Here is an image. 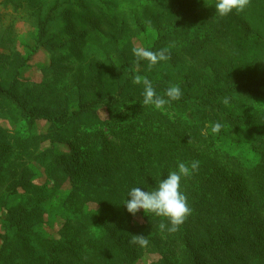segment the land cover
<instances>
[{
  "label": "rangeland",
  "instance_id": "rangeland-1",
  "mask_svg": "<svg viewBox=\"0 0 264 264\" xmlns=\"http://www.w3.org/2000/svg\"><path fill=\"white\" fill-rule=\"evenodd\" d=\"M37 1L39 12L34 9L30 13L24 0H15V4L0 0V85L8 89L16 80L26 87L28 95L31 91L42 93L43 100H48L45 92L50 91L56 100L53 106L66 109L76 108L79 100L89 96H104L102 93L107 100L120 92L130 95L110 109H100L98 117L59 123L64 126L62 132L61 126L54 129L50 120L24 116L17 105L0 95V249L4 236L12 235L10 224L24 206L28 220L29 211H36L35 204L40 203L41 215L36 211L30 217V222L34 219L33 230L26 236L30 248L17 252L21 264H108L100 258L107 252L102 231L109 225L122 231L129 245L136 247L127 264H183L182 238L202 232V226L188 220L200 212L194 206H202V197L192 200L187 196L188 178L202 181L203 174L207 177L209 171L216 170L226 191L242 196L264 194V150L249 138L237 140L232 135L219 138L212 148L202 145L198 139L202 127L192 128L194 139L188 136L187 127L194 123L188 111L179 117L166 106L159 109L170 117V129L160 118L149 122L148 116L156 108L143 104V78L154 88L179 84L183 91L190 75L205 70L203 63L198 67L190 61L189 50L178 48L174 52L169 39L160 41L156 29L185 30L191 39L219 30L212 49L222 59H234L229 63L226 59L216 61L215 72L209 74V82L214 78L219 85L212 87L219 95L244 76L256 74L264 80V0H248L242 11L233 10L224 16L215 12V0ZM44 28L48 33L40 37ZM137 47L154 52L167 49L168 59L151 65L134 55ZM136 76L141 77V83L134 82ZM243 111L264 124V92ZM113 127H132L128 129L133 133L128 149L110 132ZM97 129L102 131L100 137H89L88 132ZM165 132L169 134L163 136ZM203 132L207 134L206 129ZM152 143L157 146L152 148ZM135 149L140 154L134 153ZM57 154L62 155L67 169H62ZM219 154L226 155L221 164ZM194 160L199 162L198 168L181 180L191 212L175 232L167 231L170 223L166 217L143 209L135 214L126 210L122 204L125 197H119L124 190L116 189L128 191L139 186L151 190L169 172L178 170L180 162L190 164ZM235 160L255 170L256 189L251 184L245 186L237 172L231 171L232 165L228 167L227 161ZM32 188L42 193L30 204ZM246 207L242 223L252 240L245 241L240 249L250 248V252L256 246V252H261L264 202L257 205L252 200ZM196 222L202 224V217ZM161 223L166 225L164 231L160 230ZM24 235L19 234L21 238ZM133 235L147 236L148 246L132 244Z\"/></svg>",
  "mask_w": 264,
  "mask_h": 264
},
{
  "label": "trees",
  "instance_id": "trees-1",
  "mask_svg": "<svg viewBox=\"0 0 264 264\" xmlns=\"http://www.w3.org/2000/svg\"><path fill=\"white\" fill-rule=\"evenodd\" d=\"M24 1L28 2L27 7H29L30 13L34 12V9L36 12H39L37 0ZM8 2L15 4V0H8ZM156 30L160 34V41H163L165 38L170 40L174 52L178 48L189 50L188 52L191 56L189 57L190 61L192 63L193 61L197 63L198 67L201 66L202 63L205 66V70L202 69V71H204L202 74L196 76L190 75V83L187 85V89L182 91L183 95L179 101H172L170 104L165 105L170 112L173 111V114L179 117L181 112L188 111L190 113L189 118L194 121V123L187 127L188 136L194 139L195 134L192 128L194 129L196 126H199L202 127V134L198 133V139L202 142V145L207 147L212 148L216 145V140H219V138L232 135L237 140L249 138L253 144L255 143L264 150V124H259L254 114L243 111L245 105L254 103L258 97L263 95L264 80L257 77L256 74L244 76L232 83L230 89L225 88L217 95L219 90L212 89V87L218 85L217 82L214 78L209 82V74L215 72V62H222L225 59L227 60L226 63L230 61L234 62V59H222L220 53L217 51L215 53L212 49V45L217 42V33H219V30L214 29L215 32H217L216 34L213 32H206L202 34V36L194 37L193 39L189 38L188 32L185 30L180 31L176 29L173 32H166L162 27H158ZM47 33L46 28L42 29L40 31V37L46 36ZM229 83L230 82L227 84ZM25 88L26 87L21 84L18 85L16 80H14L8 89L0 85V95L10 99L17 105V108L24 116L50 120L53 123L52 127L54 129H57V126H61V132L64 130V126L59 123L63 121L70 122L77 117L83 116L98 117L97 114L100 109H110L119 104L121 98L125 99L130 95L120 94V92L113 95L111 94L107 100L104 97L106 94L102 93L104 96H89L86 100H79L76 108L66 109L57 104L53 106L56 100L50 91L45 92L48 100H43L42 93L37 94V91H31L28 95L24 90ZM167 88L168 87L164 85H157L155 87L156 92L160 95H164ZM229 90H231V92H229ZM232 92H237L239 95L233 96ZM34 95H36L35 99L31 100V97ZM140 96L144 98L143 94H140ZM45 105L49 106L47 107ZM148 118L150 123L154 121V119L160 118L162 119L161 123L164 124L167 129L171 128L172 121L170 117L162 114L159 109L151 112ZM146 121L148 122V119ZM216 122H219L222 128L218 133H213L211 128ZM116 127H113L114 129H111L110 132L115 133L116 139L118 141L122 140V144L128 149L129 146L127 143L132 140L133 134H129L130 132L128 129L132 127L115 130ZM203 129H206L207 134H204ZM101 132L100 129H97L88 132V134L89 137H93L96 140L102 134ZM166 132L165 134L163 133V136L169 134ZM150 136L158 139L153 134ZM156 146L155 143H152L151 147L154 148ZM217 151L219 150L217 149ZM134 153L140 154L137 152V149H135ZM57 155L62 159V163H60L62 169H67L62 155ZM219 155L218 162L221 164L222 160L226 159V155ZM207 159L209 163H214L212 158ZM227 165L228 167L232 165V167H230L231 171L237 172L236 174L240 176L245 186L251 184L253 186L252 188L256 189L257 182H255L254 179L256 178L253 176L255 170L252 169V167L244 165L237 160L227 161ZM202 168L205 170L204 166H202ZM259 168L263 170L262 166H259ZM213 171L214 174L209 171L207 177L203 174L202 181L196 180L193 176L189 177L187 180L189 181L187 184V196L192 200L197 197H202V206L199 208L198 206H194V208L197 207V209H200V212L188 216V220L190 224L202 226V232L201 235H193L192 233V235L189 236V234H186L188 239L186 237L182 238L185 242V248L182 253L183 264H264V254H262L260 258L254 257L256 254L263 253L264 249H262L261 252H256V246H254L250 252H248L250 248L246 250L240 249V245L245 241L252 240L251 235L244 230L242 223L246 213L244 212L245 208L249 206V202L251 204L252 200L255 201L257 205H259L260 202H264V194L257 195V192H255L253 194H248L249 196H242L241 194L234 195L221 186L218 177H216V170ZM116 190H118L117 192L124 190L119 193L120 198L126 196V188ZM29 192H34L33 197L29 198L31 204L33 198L41 194L42 190L39 188H32ZM43 200L45 202L46 199ZM39 204H35L37 213L40 212ZM24 207L25 208L19 213V216L10 224V233H12V235L7 237L4 236L5 243L0 249V264L23 263L21 260H17V252L30 248L26 236L28 232L33 230L34 219L33 222H30V217L33 214L35 216L36 211H34V208H32L31 211L28 210V220H26L28 208L26 206ZM201 217L202 224H198L196 221ZM205 224L208 225V228ZM225 225H230V228H226ZM21 232L25 234L22 238L19 236ZM102 234L106 240L107 252L100 258V262H106L108 264H127V259L130 256H134L136 253V247L129 245V240H127L123 232L112 225L105 228ZM62 263L64 264L63 261ZM49 264L53 263L50 262Z\"/></svg>",
  "mask_w": 264,
  "mask_h": 264
},
{
  "label": "clouds",
  "instance_id": "clouds-1",
  "mask_svg": "<svg viewBox=\"0 0 264 264\" xmlns=\"http://www.w3.org/2000/svg\"><path fill=\"white\" fill-rule=\"evenodd\" d=\"M248 4V0H215V12L220 16L227 15L233 10L242 11ZM134 55L138 59H147L151 65L159 61L167 60V49L152 51L147 48H134ZM135 83H141V77H135ZM143 104L153 105L156 109H163L166 104L172 101H179L183 95L179 84L168 87L164 95L156 92L152 82L146 77L143 78ZM222 128L219 122L213 124L211 131L218 133ZM199 166L198 161H191L190 164L180 162L177 165L178 170L169 172L166 177L160 179L157 185L149 190H142L141 187L135 186L128 189L125 199L122 204L126 210L135 214L140 209L146 213H154L156 216L166 217L169 220L170 227H167L168 232H175L178 227L184 223L185 219L191 212L188 206V200L185 193L181 190V180L183 177L190 176ZM130 199H126L129 198ZM160 230L164 231L166 225L160 224ZM133 244L139 247H147L149 239L145 235H133Z\"/></svg>",
  "mask_w": 264,
  "mask_h": 264
}]
</instances>
